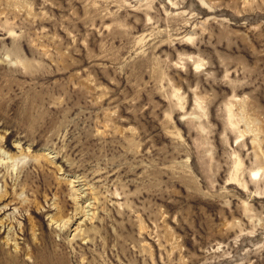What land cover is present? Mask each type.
Masks as SVG:
<instances>
[{
    "label": "rangeland",
    "instance_id": "rangeland-1",
    "mask_svg": "<svg viewBox=\"0 0 264 264\" xmlns=\"http://www.w3.org/2000/svg\"><path fill=\"white\" fill-rule=\"evenodd\" d=\"M0 193V264H264V0H0Z\"/></svg>",
    "mask_w": 264,
    "mask_h": 264
},
{
    "label": "bare ground",
    "instance_id": "bare-ground-1",
    "mask_svg": "<svg viewBox=\"0 0 264 264\" xmlns=\"http://www.w3.org/2000/svg\"><path fill=\"white\" fill-rule=\"evenodd\" d=\"M0 194H1V193H0ZM0 196H1V195H0ZM4 196H5V194H3V197H4ZM0 199H2V196L0 197ZM78 226H79V225H78ZM78 226H77V227H78ZM75 228H76V227H75ZM76 229H78V228H76Z\"/></svg>",
    "mask_w": 264,
    "mask_h": 264
}]
</instances>
